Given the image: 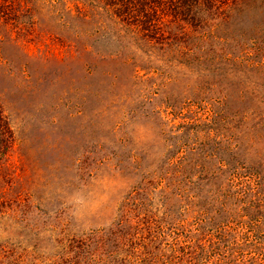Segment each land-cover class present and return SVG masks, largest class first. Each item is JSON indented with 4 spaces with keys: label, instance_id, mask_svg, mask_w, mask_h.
<instances>
[{
    "label": "rangeland",
    "instance_id": "1",
    "mask_svg": "<svg viewBox=\"0 0 264 264\" xmlns=\"http://www.w3.org/2000/svg\"><path fill=\"white\" fill-rule=\"evenodd\" d=\"M79 1L0 0V264H264V8L224 62L230 27L211 54Z\"/></svg>",
    "mask_w": 264,
    "mask_h": 264
},
{
    "label": "trees",
    "instance_id": "2",
    "mask_svg": "<svg viewBox=\"0 0 264 264\" xmlns=\"http://www.w3.org/2000/svg\"><path fill=\"white\" fill-rule=\"evenodd\" d=\"M80 3L93 13L97 14L101 10L109 22L118 25L128 33H140L141 37L154 38L156 42L165 39L175 40L177 34L179 38L187 36V41H191V48L196 51L198 42L205 43L210 45L211 54L217 53L214 51L215 47L220 45L221 36H218V33L230 27V33L227 36L222 35L224 39H228L225 40V47L230 49V58L226 59L218 54L224 62L233 61V57L234 61L235 59H249L251 56L249 52L258 51L252 46L262 39H258V33H249L247 37L235 35L234 28L231 26L235 19L239 21L241 15L249 13L250 9H263L264 0H84ZM88 10L84 12L78 8L75 10L76 16L88 18ZM166 29L169 31L174 29L176 33L173 31L165 34L169 32ZM189 32H195L196 35L188 37ZM240 44L243 50H239ZM239 51H241L240 58H237ZM201 55L204 61L207 52ZM11 137V130L0 109L1 156L9 147Z\"/></svg>",
    "mask_w": 264,
    "mask_h": 264
}]
</instances>
